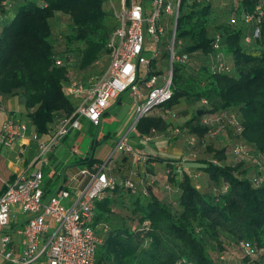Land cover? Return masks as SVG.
<instances>
[{
  "label": "trees",
  "instance_id": "trees-1",
  "mask_svg": "<svg viewBox=\"0 0 264 264\" xmlns=\"http://www.w3.org/2000/svg\"><path fill=\"white\" fill-rule=\"evenodd\" d=\"M10 1V8L0 10V97H20L33 126L46 134L60 116L73 112L74 101L64 91L70 70L92 69L108 56L107 44L117 22L105 0ZM258 6L263 16L258 24L260 34L254 37L255 26L243 17L253 15ZM230 10L241 17L238 26L215 24L210 0H181L175 32L181 42L177 54H187L189 64H173L171 99L134 127L139 136L151 131L161 135L168 132L171 122L167 119L175 117L176 106L201 103L183 123L186 133L211 143L222 132L234 137L227 148H208L217 161L198 162L210 190L197 189L180 164L149 156L148 164L165 163L170 180L180 176L176 201L166 204L148 198L152 180L146 179L144 185L137 184L136 193L120 187L106 192L96 203L94 223L102 238L96 264H225L223 254L233 252H239L245 264L242 242L252 245L257 263L264 260V184L254 183L260 167L253 158L239 161L230 154L243 144L264 166V0H238ZM64 18L65 31L54 30L52 24L62 25ZM216 35L220 37L218 51L213 48ZM218 53L230 72L211 71ZM56 58L64 65L56 66ZM192 63L198 65L195 73L188 67ZM197 111L202 114L197 116ZM232 116L240 131L230 123ZM96 145L74 166L102 163L94 158ZM50 188V181H45L44 193H50ZM145 221L148 230L132 232Z\"/></svg>",
  "mask_w": 264,
  "mask_h": 264
},
{
  "label": "built area",
  "instance_id": "built-area-1",
  "mask_svg": "<svg viewBox=\"0 0 264 264\" xmlns=\"http://www.w3.org/2000/svg\"><path fill=\"white\" fill-rule=\"evenodd\" d=\"M105 1L117 22L107 44L108 63L102 73L92 76L89 81L70 77L65 83L64 91L74 101L73 112L60 116L46 134L38 133L32 123L29 130L27 121L14 116H7L0 126V147L9 148L23 140L37 145L30 168L19 172L0 194L1 264H96V252L102 244L94 223L96 203L102 200L106 192L117 187L136 193L137 184L144 185L141 178L137 181L133 177L119 180L111 174V166L117 155L132 157L142 163L148 159L129 144L127 135H124L115 143L112 153L104 162L78 167L74 171L67 170V179L62 187L49 194L43 190L44 171L49 166L50 155L80 128L81 119L99 126L102 115L110 105L109 101L129 92L133 108L130 130H134L140 119L171 99L173 64H189L187 54L176 52L181 44L175 35L181 0H119V8L114 6L112 0ZM10 7V0H0V10ZM262 16L263 11L258 6L253 15L245 14L243 17L245 23L255 26L254 37L260 34L258 24ZM219 40L220 37L216 35L213 42L215 51L219 50ZM160 45H163L164 54H161ZM163 62L167 65L165 74H162ZM98 63L96 61L93 65ZM55 65L63 66L64 61L56 58ZM211 71L230 72L221 54L216 55ZM142 72H145V76L141 75ZM164 114L168 115L169 112L164 111ZM230 119V123L240 131L236 118L232 116ZM203 123L211 125L212 121L204 120ZM178 132L177 129L173 131L174 134ZM154 134L151 131L149 135H142L141 141L148 143ZM230 154L239 161L253 158L252 162L261 171L254 183L257 186L264 184V166L249 154L247 146L238 144ZM170 165L173 167L176 164ZM176 171L180 172L177 165ZM169 172L166 171L167 174ZM142 192L147 194L145 189ZM16 215L26 218L18 224ZM148 225L145 221L140 227H133L132 232L146 231ZM12 233L22 237V249L18 248ZM240 248L247 258L245 264H264V260L259 263L254 260L255 251L250 243L242 242Z\"/></svg>",
  "mask_w": 264,
  "mask_h": 264
},
{
  "label": "rangeland",
  "instance_id": "rangeland-1",
  "mask_svg": "<svg viewBox=\"0 0 264 264\" xmlns=\"http://www.w3.org/2000/svg\"><path fill=\"white\" fill-rule=\"evenodd\" d=\"M112 3L116 8H119V0H112ZM210 3L215 11V24L222 22L234 26H238L240 24L239 20L241 19V17H239V15L236 13H232L230 10L231 7H237L238 0H210ZM146 5L148 8V3ZM185 9L186 8L183 7V10ZM61 21L62 25L57 21L52 24L54 30L59 31L62 29V31H65L67 19L64 18ZM160 44H162V42ZM162 47L163 45H160L159 48L161 50V54H164ZM178 49L179 47L176 48V52L178 51ZM192 62L194 61L192 60ZM107 63L108 56L104 57L100 61L99 65L97 67H93L92 69L81 70L76 69L75 67L74 71L70 70V77L82 80L83 82L89 81L92 78V75L99 72L101 69H104L107 66ZM161 66L162 74H165L167 65L163 62L161 63ZM197 66V64L192 63V65L188 67H190L189 70L195 73L198 68ZM141 75L145 76V72H142ZM131 103L132 101L129 96V92L124 93L120 97V101L118 103L114 102L113 100L109 101L110 105L102 115L100 124L97 127L91 125L87 120L81 119L80 128L77 131L72 132L65 141V144L69 145L74 151V153L70 154L69 161L74 163L79 159L89 156L93 144H97L94 147L93 151L94 157L106 156V154H108L109 151H111L115 146V143L118 141V139H120L124 135H127L126 140L129 142V144H131L137 151L144 150L146 153V158L149 157V154L147 153H150L152 151H157V155L160 153V155L162 154L163 157L171 158L174 162L180 164L183 171L188 170V172H190L192 182L193 184H195L198 181L196 180L195 175L199 174V167H197V165L200 164L198 162L202 160L217 161V159L213 157V153L208 152V148H212L214 151H219L223 147L227 148L226 146L230 145V143L234 140V137L229 135L227 132H222L216 135V140L213 139L214 143H211L208 138H202L200 140L197 137L194 138L192 137V135L186 133V130H184L183 128V123L187 120V118L190 117L194 109H197L198 107L200 108L202 104L196 103L194 105L188 106L184 103H181L174 109V112L176 114L175 117L167 119V121L171 122L168 132L161 135H152L151 141H149L148 143H143L141 141V136L136 134L134 130H130V126L133 123V108ZM22 116L25 117L26 114L23 113ZM176 128L179 129V134L178 136H173V131ZM201 143L205 145V147H203ZM177 149L185 151L186 154L185 152H183L182 155L170 153V151H178ZM163 157L160 156V159H163ZM126 160L127 158L125 156L120 155L113 161V165L111 166V174L118 179L127 177L125 174V170H130V168H125L127 164H123L126 162ZM139 163L141 162H135L133 170L137 171H135V173H137V176L146 179L145 177H147L148 174L147 168L151 166V163H149L148 165L146 164V162L142 164L144 165V168H142L144 171H142L141 173L138 172ZM183 163H186V165L184 164V166ZM168 177L171 178L170 176H167V178ZM145 181L148 182V180ZM204 181L205 187H202V189H200L207 192L210 190V186L208 185V181L206 178L204 179ZM151 184L152 186H154L158 183L151 181ZM160 184L161 182L159 183V185ZM262 253L264 254V251H262ZM223 255V261L226 264H241L242 262V256L239 252L230 253L229 256H227L226 254ZM214 256H218V254H214ZM1 263L2 259L0 258V264Z\"/></svg>",
  "mask_w": 264,
  "mask_h": 264
},
{
  "label": "crops",
  "instance_id": "crops-1",
  "mask_svg": "<svg viewBox=\"0 0 264 264\" xmlns=\"http://www.w3.org/2000/svg\"><path fill=\"white\" fill-rule=\"evenodd\" d=\"M113 101L118 103L120 101V98H118L117 100H113ZM0 106L2 107V110H0V126L2 122L7 118V116H14L20 120L27 121L29 123V130H31L32 124H31L30 119L27 116L25 117L22 116L23 113L27 114V112L22 104L20 97L18 96L2 97L0 99ZM67 138L55 150V152L50 155L49 166L44 171L45 176L43 177V183L45 184V181H50L51 183L50 193H52L53 191L62 187L65 184V181L67 179V176H66L67 170L74 171L76 168H78L74 166L76 162L72 163L69 161L70 154H72V148L69 145L65 144V141L67 140ZM36 146L37 145L35 142L23 140V141L15 142L9 148L0 147V194L3 193L8 183L13 182V180L15 179L16 175L19 172L30 168V165L33 162L35 155L37 153ZM113 149L114 147L112 148L111 151H109L108 154H106V156H96L94 158L97 159L99 162H104L108 158V156L112 153ZM177 150L178 151L175 150L174 152L170 151V153L182 155V153L185 152L181 149H177ZM138 152L146 155L144 150H140ZM147 154H149V156H152V157H158V158H160V156L163 157L162 154L160 155V153L157 155V151L156 152L152 151ZM120 155H117V157ZM125 157L127 158V160L123 164L124 165L127 164L125 166L126 169L130 168L129 171L125 170L126 176L133 177L135 181H137L138 178H142V177L137 176V173H135L136 170H133V167L135 166V162L137 161H135L134 158L132 157H127V156ZM163 159L173 161L171 158L163 157ZM142 164L144 163L141 162L138 164V167H139L138 172L140 173L144 171L142 169L144 168V165ZM146 164L148 165V163ZM184 164L186 165V163H183V165ZM150 165L151 166L148 168L151 169V172L148 171L147 177L145 178L146 180H152V182L155 181L158 184L157 185L155 184L154 186H151L149 188L148 198L155 197L156 199H158L159 201L163 203L174 204V201H176V198L178 196V191H179L176 183H178L180 176H176L173 178V180H170L171 178L169 177L167 178L166 171L168 168L165 166V163L154 162V163H151ZM197 167H200V165H197ZM185 171L189 175V177L192 178L190 172H188V170H185ZM198 173L199 174L195 175L196 180H198L197 183H195L196 184L195 186L197 189H200V188L202 189V187L203 188L205 187L204 179L205 178L207 179L208 185H209V179L204 173L200 171ZM160 182L161 184L159 185ZM165 186H167L168 188L164 189ZM16 217H17L16 222L18 224H20L26 218L23 215H16ZM11 236L13 237L18 248L22 249L24 246L22 237L14 233H12ZM226 255L229 256V254H226ZM222 259L224 260V256L222 257Z\"/></svg>",
  "mask_w": 264,
  "mask_h": 264
},
{
  "label": "water",
  "instance_id": "water-1",
  "mask_svg": "<svg viewBox=\"0 0 264 264\" xmlns=\"http://www.w3.org/2000/svg\"><path fill=\"white\" fill-rule=\"evenodd\" d=\"M175 30H176V28H175ZM197 116H200L201 114H202V112L201 111H197Z\"/></svg>",
  "mask_w": 264,
  "mask_h": 264
}]
</instances>
